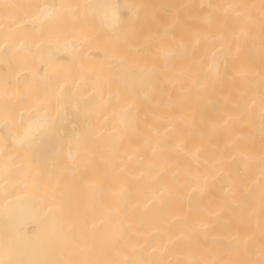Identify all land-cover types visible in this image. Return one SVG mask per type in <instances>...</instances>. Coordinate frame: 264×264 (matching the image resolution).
<instances>
[{"label": "bare ground", "instance_id": "1", "mask_svg": "<svg viewBox=\"0 0 264 264\" xmlns=\"http://www.w3.org/2000/svg\"><path fill=\"white\" fill-rule=\"evenodd\" d=\"M263 29L264 0H0V264H264V103L253 157L186 111L249 44L261 75Z\"/></svg>", "mask_w": 264, "mask_h": 264}, {"label": "rangeland", "instance_id": "2", "mask_svg": "<svg viewBox=\"0 0 264 264\" xmlns=\"http://www.w3.org/2000/svg\"><path fill=\"white\" fill-rule=\"evenodd\" d=\"M179 10L181 12L180 14L182 15L183 20L181 19L180 22V18H177L176 22L179 21V23L183 24L179 26V23H177L178 26L176 28L180 27L179 31L181 36L188 40L191 37L193 31L196 30V28H201V25L198 27L195 26V28L193 27V24L200 22V17L204 12H206L207 9L205 8V10H198L195 7L190 9L187 8L186 5L184 6V4H182ZM190 24L192 25V27H189ZM254 31L255 33H253V35H258L259 30L257 32L256 28L254 27ZM254 50L255 47H251V44L247 45L242 49V52L237 57L235 56L234 61L232 62L234 64L232 66L234 69H237L238 67H247L249 69H252L251 72L244 75V77L220 80V84L209 93L213 98L219 101V108L217 110L215 109L209 111L207 115L202 119L192 116L191 112L188 111L190 109L186 110L189 120L193 121L198 127H201L203 130H212L211 135L206 139L205 142L207 151L212 155L216 153L222 142H224L226 139H234L236 141L238 146H235L234 148L240 149L241 147L239 146H243L244 149H242V151H239L244 153L245 155L253 157L257 152V149L255 148V142L257 138L256 136L252 135L253 131L251 125L249 124V113L242 112L239 107V103L241 101L250 98H252L253 100H262V102L264 103V64L263 68L260 70L261 75L258 78L252 76L253 70L255 72L257 66L256 57L258 52ZM186 57L187 56H181L179 65L188 62V58ZM184 60L186 61L185 63ZM204 82L205 81L202 80V83ZM176 93L179 92L176 91ZM187 100L188 98H185V101ZM233 111H238L241 122L239 126L233 128V130H230V132L228 133V128L224 127L221 122H219V119L225 113L232 114ZM195 136V134H193V136L191 137L185 135L187 144H193L196 138ZM260 138L261 140H264V134H262ZM231 152V155L237 154V151L233 150Z\"/></svg>", "mask_w": 264, "mask_h": 264}]
</instances>
